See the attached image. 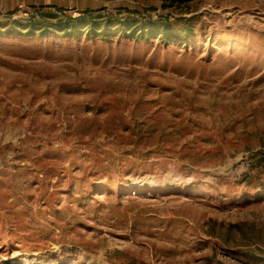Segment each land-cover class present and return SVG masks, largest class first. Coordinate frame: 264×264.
<instances>
[{"label":"rangeland","instance_id":"rangeland-1","mask_svg":"<svg viewBox=\"0 0 264 264\" xmlns=\"http://www.w3.org/2000/svg\"><path fill=\"white\" fill-rule=\"evenodd\" d=\"M0 264H264V0H0Z\"/></svg>","mask_w":264,"mask_h":264}]
</instances>
